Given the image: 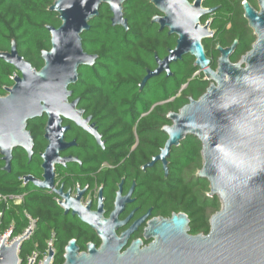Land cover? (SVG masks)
Masks as SVG:
<instances>
[{
    "label": "trees",
    "instance_id": "16d2710c",
    "mask_svg": "<svg viewBox=\"0 0 264 264\" xmlns=\"http://www.w3.org/2000/svg\"><path fill=\"white\" fill-rule=\"evenodd\" d=\"M244 1L203 2L206 8H216L213 14L202 19L203 24L211 21V28L216 31L213 38L203 40L214 69L220 57L218 46L229 47L237 40V49L231 57L232 62H236L252 49L256 41V35L244 17ZM248 1L259 7L258 0ZM54 2L0 0V51H10L15 41L19 53L27 59L34 57L36 68L40 70L44 66L42 52L52 47L47 26L59 27L62 23L58 13L49 9ZM124 11L128 29L121 25L113 26L109 6L103 4L100 16L91 21L90 30L82 36L84 49L97 54L99 58L94 66H82L77 84L70 87L72 100L80 99V107L97 122L106 141L105 148L100 147L95 138L83 129L73 125L66 137L68 140L78 139L80 146L72 153L80 156L83 165L56 167L58 179L61 180L68 172L76 177L74 183L82 186L95 182L105 184V195L111 201L124 176L133 181L138 175L149 192V202L163 201L160 214L170 217L175 212H185L191 220L192 234H208L210 218L222 205L217 196H206V190L210 189L207 180L198 176L193 178L194 175L189 173L190 168L194 170L195 164L200 165L203 161L201 141L195 136H188L181 145L173 148L168 175L158 166L146 171L142 167L165 146L168 135L163 127L172 123L168 115L179 112L191 98L199 99L211 81L206 80L195 65V57L187 55L171 64V75L163 73L153 76L141 89L140 83L147 70L157 68L156 54L161 59L165 58L169 50L175 48L177 36H170L168 29L160 31V26L152 22L159 11L151 0H125ZM15 74L20 73L0 58V96H5L6 88L13 86L12 77ZM46 122V116L29 122L28 128L35 137L32 159L22 148L15 150L12 170L7 172L3 170L5 162L0 154V193L23 198L21 204L5 211L1 231L14 220L16 228L13 235L19 234L27 226L26 213L32 215L38 219L34 239L41 248H45L51 231L57 232L54 264H63L65 247L70 240L79 237V245L84 251L88 243L94 242L96 232L78 217L66 216L54 193L24 182L27 175L43 176L41 153L47 146L44 139ZM104 162H111L115 168L96 178L95 174H98ZM177 189H183L184 195L188 191L193 195L187 202L167 197ZM196 207L197 210L194 209ZM198 207L202 210H198ZM4 209L0 203V213ZM200 212H204L202 217L198 216Z\"/></svg>",
    "mask_w": 264,
    "mask_h": 264
},
{
    "label": "water",
    "instance_id": "95a60500",
    "mask_svg": "<svg viewBox=\"0 0 264 264\" xmlns=\"http://www.w3.org/2000/svg\"><path fill=\"white\" fill-rule=\"evenodd\" d=\"M158 9L152 22L160 26V31L168 29L170 36H177L175 48L161 59L156 54L157 68L147 70V75L140 83V88L156 75H171V64L182 60L187 55L195 57V65L203 72L205 79L211 81L215 75L229 72L235 75L231 57L237 49L236 40L231 46H218L220 53L218 66L212 67L203 40L213 38L216 31L212 22L203 24L205 16L213 14L216 8H206L204 0H151ZM103 4L109 6L113 26L129 28L125 17V0H55L50 10L57 12L61 25H48L51 34L50 50H44L41 58L44 66L38 70L19 53L14 41L10 51H0V58L13 65L19 75L14 84L7 87V94L0 96V154L5 162L4 171L11 172L14 151L22 148L29 159L34 156L35 137L28 128L29 122L36 118L47 117L44 139L47 146L41 158L43 176L24 177L26 184H33L41 190L53 192L62 200L59 204L65 214H72L88 225L102 241L100 247L95 243L87 244V251H81L76 239L65 247L64 264H264V173L254 178L244 197L237 196L226 207L211 181L209 163L210 143L216 142V136L224 123L222 114L210 108V101L203 97L191 98L190 102L179 112L168 115L172 122L163 127L168 140L160 153L146 163L144 169L162 162L166 175L169 174V158L174 147L181 145L188 136L197 137L202 143L203 166L198 177L210 184V196H217L221 209L210 218L208 234H192L191 220L185 212H175L170 217L152 220L146 237L153 241L142 247L140 240L134 241L128 248V235L132 229L118 236L116 230L124 225L119 215L130 202L134 187L127 196H123V183L117 195L115 209L109 218L104 216L103 203L100 200L98 210L91 205L84 206L81 197L86 190H78V197H72V191L65 192V184L59 188L56 184V165L79 162L77 157L62 156V153L77 145L76 139L67 141V133L72 124L92 135L100 147L105 148L103 135L100 133L93 116L80 107V99L73 98L72 85L79 80L82 66H94L99 58L97 54L88 53L83 46V33L90 30L91 21L100 16ZM259 8L248 0L243 2L244 17L256 35L252 49L242 58L253 65L264 64V0H258ZM66 122H69L66 124ZM215 124L211 141L208 125ZM79 189V187L77 188ZM102 196V191H101ZM34 225V223H33ZM35 225L26 237L7 246V240L0 247V264H18V245L28 239ZM126 248V249H125ZM55 253L52 250L44 264H51ZM34 259H32V263Z\"/></svg>",
    "mask_w": 264,
    "mask_h": 264
},
{
    "label": "clouds",
    "instance_id": "9594fccd",
    "mask_svg": "<svg viewBox=\"0 0 264 264\" xmlns=\"http://www.w3.org/2000/svg\"><path fill=\"white\" fill-rule=\"evenodd\" d=\"M235 75H215L203 100L222 114L224 123L210 143L211 181L226 207L244 197L254 178L264 173V64L244 58L232 64ZM215 124L208 125L211 141Z\"/></svg>",
    "mask_w": 264,
    "mask_h": 264
},
{
    "label": "flooded vegetation",
    "instance_id": "af4514ba",
    "mask_svg": "<svg viewBox=\"0 0 264 264\" xmlns=\"http://www.w3.org/2000/svg\"><path fill=\"white\" fill-rule=\"evenodd\" d=\"M87 116H89L88 113H87L86 117ZM73 125L74 124H72V126ZM90 136H92V135H90ZM74 139H76L77 145L75 147L68 149L66 152L62 153V156L77 157L79 159V162H71V163H67V164L56 165V167H58V166H63V167L68 166L69 167L72 164H78L80 166L83 165V160L80 158V156L77 155V153L76 154L72 153L73 149L80 146L78 139L77 138H74ZM73 140L67 139L68 142H71ZM103 140H104V138H103ZM96 142H97V140H96ZM105 144H106V141H105ZM144 166L142 167V169H143V171H146L148 168L144 169ZM155 166H158V168H163L162 162H158ZM114 168H115V165H113L111 162H104V163H102L101 167L99 168L98 174H95V177L97 178V176H100V174L106 172L107 170H111ZM56 176H57L56 177L57 187L59 188L62 184H65V192H68L69 190H71L72 191L71 195L73 198L78 197V195H79L77 192L78 190H86L85 193L81 197V203L84 206L91 205V209L96 211V210H98L99 203L101 200L103 203L104 212H105L104 216L106 218H109L115 209V203L117 200V195H118V192L120 190L121 183L124 182L123 183V196H127L128 193L131 191L132 187H134L133 192L130 196L131 201L125 203V208L121 212V214L119 215V220L121 222L124 221L125 223L123 226H120L116 230V232H117L118 236H121L124 232H127L128 230L132 229L128 235V239H127L128 245L126 246V248H128L136 240H140L142 242V247L148 246L153 241V238L149 239L148 237H146V229L152 220L165 217L162 214H160V210L163 207V201L156 200V201L151 202V203L149 202V194H148L149 192H147V190H145V188L143 187L144 184L138 175L135 176L133 181H130L129 178L124 176L121 179V181L119 182L118 188L115 190L114 195L112 197L113 199L111 201H109L108 197L105 195V187H106L105 184H99V183L95 182L93 184L89 183V184L82 186L80 183H74L76 177L72 176L68 172H65V174L61 180L58 179L57 172H56ZM72 182H73V185L71 184ZM78 184L83 188L77 189L75 191V188L77 187ZM101 191H102V196H101ZM87 198H89V200H86ZM58 204H59V202H58ZM59 206L62 208V206L60 204H59ZM63 212H64V209H63ZM64 214H65V212H64ZM65 215L66 216H73L71 213L65 214ZM165 218H167V217H165ZM75 239L77 240V243L79 245L80 238L78 237ZM93 243H95L98 247H100L102 244V241L99 238V236L97 235V233H96V238H95ZM80 250L83 252V250L81 249V246H80ZM84 251H87V249H85Z\"/></svg>",
    "mask_w": 264,
    "mask_h": 264
},
{
    "label": "built area",
    "instance_id": "2783aa9c",
    "mask_svg": "<svg viewBox=\"0 0 264 264\" xmlns=\"http://www.w3.org/2000/svg\"><path fill=\"white\" fill-rule=\"evenodd\" d=\"M16 76L17 75L15 74L12 77V79L14 80ZM78 187H79V189L83 188L78 184L77 187L75 188V191L77 190ZM86 200H89V198H87ZM22 201H23L22 197L0 193V203L3 204V206L5 208L0 213V247L6 241L7 238H8L7 243H6L7 246H12L15 242L20 241L21 239H23L24 237H26L28 235V233L31 231V229L35 225V229H34L33 233L31 234V236L28 239H26L24 242H22L21 244L18 245V249H17V254H18V259H19L18 264H31L32 259H34L33 264H44L45 260L47 259L48 255L51 251V247L55 253V255L51 261V264H54L55 257L57 254L56 243H57V237H58L57 232L55 230L51 231L50 237L45 242L46 245H45L44 249L41 248L39 243L35 242L32 249L27 253V255L25 257L22 258L24 244L27 241L34 240L36 230L38 229V219L37 218L26 213V216L28 219L27 226L19 234L13 235L14 230L16 228V223L14 220L8 225V227L4 231H1L2 226H3L2 218L4 217L5 211L10 210L14 205L21 204ZM56 201L60 202L61 198L56 196ZM33 223H34V225H33Z\"/></svg>",
    "mask_w": 264,
    "mask_h": 264
},
{
    "label": "rangeland",
    "instance_id": "374dc122",
    "mask_svg": "<svg viewBox=\"0 0 264 264\" xmlns=\"http://www.w3.org/2000/svg\"><path fill=\"white\" fill-rule=\"evenodd\" d=\"M259 8V7H258ZM0 50H2L1 48H0ZM28 60L33 64V66L36 68V66H37V64H36V60L34 59V57H32V56H30L29 58H28ZM202 164H203V161L200 163V165H197V164H195V167L196 168H194V170H192L191 168H190V175L191 174H193L194 175V177L193 178H196L197 176H198V173H199V171L201 170V168H202ZM198 169V170H197ZM206 182H208V181H206ZM206 185H208V187H209V184H206ZM193 194H191L189 191L188 192H186L185 193V195H184V193H183V189H177L176 191H174L173 193H171L170 194V196H167V197H171V198H175V199H183V201L184 202H187L190 198H191V196H192ZM206 196H208V197H210L211 198V196H210V189L208 188L207 190H206ZM200 207H198V210H202V208H200ZM194 209H196L197 210V207L196 208H194ZM204 215V212H200L199 214H198V216L199 217H202ZM198 217V218H199ZM198 224V223H197ZM201 234H205V233H203V232H201ZM34 244H35V239L34 240H31V241H27L25 244H24V249H23V254H22V258L23 257H25L26 255H27V253L30 251V249L34 246ZM64 264V263H63Z\"/></svg>",
    "mask_w": 264,
    "mask_h": 264
}]
</instances>
